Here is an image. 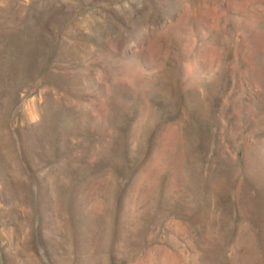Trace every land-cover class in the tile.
<instances>
[{"label":"rangeland","instance_id":"374dc122","mask_svg":"<svg viewBox=\"0 0 264 264\" xmlns=\"http://www.w3.org/2000/svg\"><path fill=\"white\" fill-rule=\"evenodd\" d=\"M0 264H264V0H0Z\"/></svg>","mask_w":264,"mask_h":264}]
</instances>
